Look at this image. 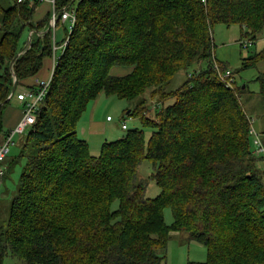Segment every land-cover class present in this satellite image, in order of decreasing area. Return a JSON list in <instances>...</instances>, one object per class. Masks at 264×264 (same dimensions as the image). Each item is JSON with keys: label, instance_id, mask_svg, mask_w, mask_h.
Returning a JSON list of instances; mask_svg holds the SVG:
<instances>
[{"label": "trees", "instance_id": "1", "mask_svg": "<svg viewBox=\"0 0 264 264\" xmlns=\"http://www.w3.org/2000/svg\"><path fill=\"white\" fill-rule=\"evenodd\" d=\"M38 4L0 3V131L15 81L25 85L52 54L49 31L35 34L14 61L25 29L51 17L36 22ZM76 7L70 42L24 133L18 159L26 163L0 233V264L8 252L26 264H164L172 232L206 246L207 260L188 264H264L263 156L255 153L244 87L222 80L228 67L216 59L212 35L225 23L256 38L264 0H80ZM203 61L205 68L169 87ZM260 61L264 47L242 68ZM115 66L131 70L112 75ZM257 80L264 97V74ZM104 94L133 101L127 113L142 127L126 128L94 155L79 126ZM144 159L161 189L155 197L138 175Z\"/></svg>", "mask_w": 264, "mask_h": 264}, {"label": "rangeland", "instance_id": "2", "mask_svg": "<svg viewBox=\"0 0 264 264\" xmlns=\"http://www.w3.org/2000/svg\"><path fill=\"white\" fill-rule=\"evenodd\" d=\"M3 7H7L12 3V0H0ZM78 1L75 2V6ZM42 12L37 11L35 18L41 17ZM1 21V12H0ZM49 20L44 24L41 29L45 30L48 27ZM66 25H59L57 30V42L62 43L66 36ZM33 29H25L22 38V47L29 44L30 32ZM35 36V33H33ZM213 42H214V54L217 60L227 65L228 69L234 73V79L237 85L244 87L241 92V102L246 110L248 116L253 121V127L256 132L261 135V139L264 143V97L260 94V83L257 77L264 74V61H260L256 66L252 68H242L244 58H247L251 53L260 51L264 47V29L260 34L253 38L250 35H243L242 28L239 24L227 25L225 23H216L212 28ZM32 36V40H33ZM29 40V41H28ZM241 40H252L250 47H245L241 43ZM31 46H27L28 48ZM27 48V49H28ZM59 50V54H60ZM207 66L206 61L195 63L188 70L179 71L171 80L169 87L176 88L180 86L187 78L189 73H193L195 70L205 68ZM131 68L123 66H115L111 70L112 75H125L129 73ZM148 96L152 95V90L148 89ZM173 102V99L167 101V103ZM12 103L17 104V100L13 98ZM134 102L120 99L117 96L100 95L96 101H92L89 104L88 110L85 112L83 118H90L92 112L96 115L95 118L102 120L105 123V131L101 132L98 136H94L89 140L91 151L94 155L100 153L102 143L105 141H112L123 137L127 130L122 126L125 123L127 129L136 127H142L141 121L138 117H134L127 113L131 110ZM93 109L95 111H93ZM107 116L111 119L107 120ZM109 118V117H108ZM81 126V124H80ZM81 130V129H80ZM7 136V135H6ZM81 137V136H80ZM25 137L24 134H17L13 138V143L10 145V151L2 162V168L6 175L3 182H0V233L2 232V226L8 221L10 216L11 204L18 194L20 174L25 166L26 159H18L22 144ZM264 145V144H263ZM252 146L254 144L252 143ZM257 154V152L255 151ZM259 158L260 155H256ZM258 167L262 169L263 181H264V157L258 162ZM153 173L152 163L144 159L140 164L138 175L141 179L147 182V196L155 197L160 192V187L151 178ZM165 219L168 224L173 222V212L170 207L165 209ZM172 232V237L169 240L166 258L164 264H188L193 262H204L208 258V251L205 245L188 240L185 235L176 236ZM2 264H26V262L17 257L12 256L10 252L5 254Z\"/></svg>", "mask_w": 264, "mask_h": 264}, {"label": "built area", "instance_id": "3", "mask_svg": "<svg viewBox=\"0 0 264 264\" xmlns=\"http://www.w3.org/2000/svg\"><path fill=\"white\" fill-rule=\"evenodd\" d=\"M23 2H29L31 4H34L36 2H40V3L49 2L51 4V17L49 19L48 27L45 30L42 29L31 30L29 37L30 41L28 40L29 44L27 46H29L32 42V36L34 35L33 33L38 34L40 36H44L47 32L51 31L52 53L57 65L58 59L65 52L70 42L71 35L77 24V7L75 5L68 4L62 9H58L56 4L57 0H17V3H23ZM60 24L66 25V33H67L62 43L57 42V30ZM241 42H242L241 44L245 47H250V45L252 44V40H243V41L241 40ZM59 50L61 51L60 54L58 53ZM215 67L219 68V64L217 62H215ZM53 74L49 79H44V78L37 79L34 88H30L24 91L23 97L25 98L26 102H25L23 115L19 120V122L16 124V126L9 131L4 142L0 144V177L4 176L5 171L2 168V162L5 160V158L7 157L10 151V145L11 143H13L14 136L17 134H24L27 131L28 127L34 122L35 114L39 108V105L44 100V98L48 93L50 84L52 82ZM221 78L222 80L226 81V84L228 86L232 87L234 74L231 70L228 69L224 73H222ZM108 117H109L108 119H111L110 116ZM122 127L126 129L127 125L124 123ZM252 133L254 134V142L257 146L255 148V151L257 152L258 155L264 157V145H263L264 143L261 139V135L256 132L254 127H252Z\"/></svg>", "mask_w": 264, "mask_h": 264}, {"label": "crops", "instance_id": "4", "mask_svg": "<svg viewBox=\"0 0 264 264\" xmlns=\"http://www.w3.org/2000/svg\"><path fill=\"white\" fill-rule=\"evenodd\" d=\"M37 11H41L42 15L39 18H35L34 16V20L36 22L44 19L46 15L49 14V12L51 11V4L49 2H42L37 5L35 14L37 13ZM65 30H66V26H65ZM49 44L51 45V40ZM55 65H56V62L54 60L53 53H52L51 55L44 58L43 66L41 70L39 71V73H37L36 75L32 77L24 79L25 85H21L17 87L16 91L11 97H12V100L13 98H15L18 103L14 104L12 103V100H11V103L6 107L4 114H3V118H2L3 130L0 131V144L4 142L8 132L16 126V124L19 122V120L21 119L23 115L25 102H26L25 98L23 97L24 91L29 89L28 88L29 86L35 85V82L37 79L51 78ZM93 111L95 110L93 109ZM95 116L96 115L94 114V112H92L90 118H87V119L83 118L81 122V126H79V135L85 140H87L88 142H90L89 140H91L94 136H98L99 134H101V132H104L106 128L105 123L102 120L100 119L98 120L97 118H95ZM107 120H108V116H107ZM5 175L0 178L1 180L0 182L4 181ZM174 233H175L174 235L176 236H181L178 232H174ZM191 241H195V240H191Z\"/></svg>", "mask_w": 264, "mask_h": 264}, {"label": "water", "instance_id": "5", "mask_svg": "<svg viewBox=\"0 0 264 264\" xmlns=\"http://www.w3.org/2000/svg\"><path fill=\"white\" fill-rule=\"evenodd\" d=\"M27 46H25L24 48H23V50L15 57V59H14V61L22 54V53H24L26 50H27ZM14 63V62H13ZM17 86H18V83H17V81H15V83H14V87H13V90H12V92H11V95H10V97L14 94V92L16 91V89H17ZM9 97V98H10Z\"/></svg>", "mask_w": 264, "mask_h": 264}]
</instances>
